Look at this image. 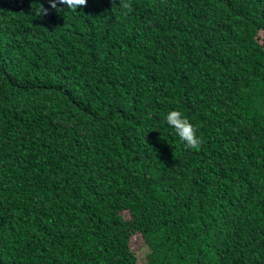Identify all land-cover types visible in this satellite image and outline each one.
Here are the masks:
<instances>
[{
	"label": "trees",
	"instance_id": "1",
	"mask_svg": "<svg viewBox=\"0 0 264 264\" xmlns=\"http://www.w3.org/2000/svg\"><path fill=\"white\" fill-rule=\"evenodd\" d=\"M117 2L0 0V264H264V0Z\"/></svg>",
	"mask_w": 264,
	"mask_h": 264
},
{
	"label": "clouds",
	"instance_id": "2",
	"mask_svg": "<svg viewBox=\"0 0 264 264\" xmlns=\"http://www.w3.org/2000/svg\"><path fill=\"white\" fill-rule=\"evenodd\" d=\"M85 3L86 0H48L49 7L56 12H61L63 10L76 11L78 6H82ZM117 5L123 9L129 8L127 0H118ZM41 10L42 9H40V11ZM43 11L46 12L47 9H43ZM163 121L173 130L176 137L179 138L186 148L197 149L199 147V135L196 133L194 126L181 111L176 109L167 111L163 116Z\"/></svg>",
	"mask_w": 264,
	"mask_h": 264
},
{
	"label": "rangeland",
	"instance_id": "3",
	"mask_svg": "<svg viewBox=\"0 0 264 264\" xmlns=\"http://www.w3.org/2000/svg\"><path fill=\"white\" fill-rule=\"evenodd\" d=\"M124 214L126 216L129 215L128 212H124ZM130 244L138 258V262L140 264H146L148 262L149 246L145 242L142 234L140 232L134 234L131 238Z\"/></svg>",
	"mask_w": 264,
	"mask_h": 264
}]
</instances>
